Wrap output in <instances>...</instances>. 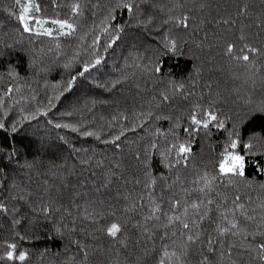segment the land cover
Returning a JSON list of instances; mask_svg holds the SVG:
<instances>
[{
    "label": "trees",
    "instance_id": "trees-1",
    "mask_svg": "<svg viewBox=\"0 0 264 264\" xmlns=\"http://www.w3.org/2000/svg\"><path fill=\"white\" fill-rule=\"evenodd\" d=\"M34 3L41 11H33V16L45 20L71 18L76 32L71 36L54 33L55 39L24 33L13 0H0V122L5 125L0 129V167L8 179L3 194L9 204L17 203L8 198L19 195L21 188L25 193H35L48 180L53 188L49 199L56 201L60 211L45 217L39 212L37 199L27 206L22 201L17 203L20 214L0 215V244L16 243L17 254H28L23 262L0 264H73V258L75 264H155V250L163 241L147 242L153 251L144 256V237L133 227L148 214L146 208L139 207L148 203L151 191L144 184L156 180V198L169 199L176 193L182 200H194L199 193L185 197L181 188L195 187L192 181L201 173L214 174L222 146L233 132L240 134L242 144H253L251 151L237 149L246 159L245 182L229 188L217 186V191L229 199L240 194L258 217L264 212L257 207L264 203V112L260 111L264 108V57L254 58L259 71H245L222 54L230 41L236 42L238 49L243 43L264 48V0H184L197 21L204 23L194 32H180L176 51H168L161 43L163 36L169 35L163 21L176 0H155L152 7L141 3L131 14L116 7L118 0ZM73 3L81 6L79 16L71 12ZM200 3H204L203 9ZM245 5L247 16L240 14ZM148 17L153 18L152 24L140 23ZM224 19L231 23L223 24ZM44 27L56 28L52 24ZM120 28L123 31L117 33ZM241 32L247 34V41L237 40ZM116 34L120 39L107 47ZM97 58L101 63L80 76L83 68L95 64ZM181 86L182 91H173ZM162 93L170 99L162 101ZM197 103L205 109L214 103L225 128L210 126L191 136L185 133ZM41 112L47 115H39ZM31 115L37 118L25 120ZM57 123L70 127L55 128ZM86 131L94 135L85 136ZM173 132L180 141L191 142L192 159L186 169L166 166L164 153L175 142ZM121 133L119 149L104 143ZM152 143L158 145V150L150 148ZM137 154L140 161L135 158ZM84 159L91 160V169L78 163ZM98 161H104L103 169L95 167ZM29 164L34 167L29 168ZM115 164L120 168L109 187H101L98 193L92 191L107 175L106 169ZM177 176L180 182L173 184ZM62 182L67 186L61 187ZM13 184L18 186L14 191ZM168 184H173L172 192ZM73 186L76 192L87 195L73 196ZM91 201L106 214L115 212L116 219L127 218L124 235L131 241L127 249L97 233V226L83 218V208ZM134 202L136 210L125 212ZM13 217L20 222L13 223ZM71 228L76 231L70 233ZM70 240L89 246L86 261ZM137 240L141 245L136 244ZM3 252L0 248V255ZM233 257L237 264L241 260L243 264H256L247 254L239 257L233 253ZM188 264H197V256L190 257Z\"/></svg>",
    "mask_w": 264,
    "mask_h": 264
},
{
    "label": "snow or ice",
    "instance_id": "snow-or-ice-1",
    "mask_svg": "<svg viewBox=\"0 0 264 264\" xmlns=\"http://www.w3.org/2000/svg\"><path fill=\"white\" fill-rule=\"evenodd\" d=\"M14 4L19 9V15L17 20L20 28L24 33L35 34L36 36H47L55 39V34L61 36H71L76 32V26L69 19H40L32 15V12H40V6L38 3H34V0H13ZM56 3V0H53ZM147 4L149 7L154 6L155 0H118L116 4L117 8H123L128 13H133L134 8H139L140 4ZM204 3L199 4V8L203 9ZM81 6L79 3H73L71 5V12L73 16H79L81 14ZM170 15L163 21V25L168 26L169 35L163 36L161 43L168 51H176L179 42V33L194 32L195 28L199 24H203L204 21H197L193 9L186 8L184 0H176L174 8L170 9ZM241 15H248V7L245 5L240 11ZM153 18L148 17L145 20L140 21L145 26L152 24ZM223 24L228 25L230 20L224 19ZM45 24L55 25L56 28L44 27ZM123 29H117V33L122 32ZM264 31V28H262ZM104 32H108V27L104 28ZM176 32L177 35L173 36L172 33ZM120 35H114L107 47H112L118 40ZM248 36L246 33L241 32L237 37L238 41H247ZM199 46V45H198ZM223 56L230 62H236L240 64L245 71H259L256 69L254 58L264 57V48L256 47L249 43H243L242 47L237 48L236 42H228L223 50ZM101 63L100 59L95 60V64L85 66L79 73L80 76H84L91 67H95ZM67 67V65H66ZM75 77L68 82V88L70 89ZM180 88H174V92L182 91ZM9 93L12 89L8 90ZM189 95H192L189 93ZM162 101L166 102L170 99L167 94H161ZM264 112V108L260 109ZM39 115H47V112H41ZM36 115L26 116L25 120L36 119ZM158 118V117H157ZM190 127L184 128V132L190 136L194 133L209 130L210 126L217 127L219 129L225 128V122L220 119L219 114L216 111L215 104H210L207 109L202 108L197 103L190 113ZM52 123V121H48ZM5 125L0 122V129H3ZM55 128L70 127L69 125H61L59 123L54 125ZM17 129L13 126L12 131ZM72 131H78L77 128H71ZM85 136H93V132H84ZM117 135L113 140L104 141V143L112 144L115 148L119 149L121 145L118 143L120 136ZM157 135H164L163 133H157ZM175 142L170 143L164 153V159L168 161L167 167L176 168H188L192 159L193 149L191 142H182L176 134L172 133ZM99 139V136L96 137ZM150 148H156L158 145L152 143ZM223 151L219 154L218 160L215 165L214 174L207 172L201 173L196 179L192 181L195 187L189 189L182 187L181 191L185 197H191L193 193H199L194 200L181 199L178 194L173 193L171 198L164 199L163 197L156 198L154 196V190L156 185L155 179H150L144 184V187L150 189L148 196V203L141 204L139 207L147 209V215L143 217L142 222H137L133 227L140 231L142 237H144L142 254L149 256L152 253V249H149L147 242H155V240L163 241L161 247L156 251L155 264H188L189 258L193 255L197 256V264H237V259L233 257V253L242 257L247 254L250 259L256 264H264V212L259 214V217L255 214V209L249 210L246 206L243 197L240 194H233L229 199L227 195H224L217 191V186L222 188L234 187L236 184L245 182L246 176V159L245 156L237 151L238 148L251 151L253 144L241 142L240 134L238 132L230 133L228 141L222 146ZM80 151V150H76ZM172 157V159H169ZM12 159V156L8 157ZM138 161L141 160L140 154L135 157ZM81 166H87L89 169L92 167L90 159L80 160L78 162ZM29 168L34 165L29 164ZM95 167L104 168V161L96 162ZM120 168L119 164H115L106 169L107 175L104 176L101 184L96 185L92 191L100 192L101 187L107 189L113 182V178L117 176V170ZM145 174L147 169L145 168ZM95 177L96 173L92 172ZM180 177L177 176L173 184L180 182ZM79 183V181H78ZM139 183V181L137 182ZM173 184L166 185L169 192H172ZM8 179L5 177L4 168L0 167V215H8L10 213L20 214L21 208L17 207V203L23 202V206L34 204L36 200H39V212L44 214L45 217L52 215L53 212H59L60 209L55 206L56 201L49 199L53 188L49 184L48 180L44 181V187L39 191L33 193L29 190L27 193L24 189H20V194L17 196H10L9 200H14L17 203L9 204L4 198V190L7 188ZM66 182L61 183V187H66ZM84 187L83 184H80ZM18 186L13 184L12 190L14 191ZM73 186V196H86L87 193L76 192ZM264 187V186H262ZM56 192L62 197L63 193L60 189H55ZM58 197V199L60 198ZM127 199V197H124ZM143 199V197H141ZM76 203L77 207L80 205ZM90 206L83 208V218L89 220L93 225H96L95 231L105 237L110 238L114 243H118L121 248L127 249L130 240L125 237V232L128 229L126 223L127 218L116 219L115 212L105 213L103 209H97L96 202H89ZM103 204V201H99ZM150 205V207H149ZM167 206V210H165ZM136 203L134 202L129 208H126L125 212H131L136 210ZM258 208L264 209V203L257 205ZM36 211L35 208L32 209ZM71 216V213H69ZM109 217L111 219H109ZM20 221L13 217V223H19ZM75 223V221H73ZM207 225V226H206ZM211 228V231H209ZM70 233L75 232V228H71ZM93 235V239L96 235ZM20 239H23L20 237ZM76 245L78 252L83 260H87L89 257V246L81 245L80 242L71 241ZM141 241L137 240L136 244L141 245ZM0 248L4 249L3 255H0V261H20L23 262L27 259L28 254L26 252H20L17 254L16 243L0 244ZM73 264H75V258H73ZM243 264V261H240Z\"/></svg>",
    "mask_w": 264,
    "mask_h": 264
}]
</instances>
